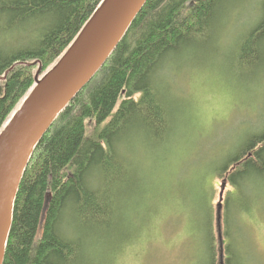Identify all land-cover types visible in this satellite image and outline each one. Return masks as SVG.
Instances as JSON below:
<instances>
[{"label":"trees","instance_id":"trees-1","mask_svg":"<svg viewBox=\"0 0 264 264\" xmlns=\"http://www.w3.org/2000/svg\"><path fill=\"white\" fill-rule=\"evenodd\" d=\"M101 2L0 0V11H9L12 19L33 16L45 22L39 41L0 50V132L36 85L39 68L41 78L73 43ZM230 3L147 0L106 63L36 146L16 196L3 264H84L82 237L69 236L63 227L66 209L71 202L86 223L96 228L111 226L108 197L89 187L90 172L99 166L113 182L120 178L121 165L109 149L133 117L160 134L166 118L153 90L151 70L166 53L181 46L196 43L211 48L229 16ZM237 47L234 62L240 69L264 64V19L247 30ZM88 126H93L89 133ZM253 166H264V132L250 135L229 154L217 167L216 178H226L231 185L242 170ZM208 194L205 191L203 196ZM231 198L230 189L225 195L227 209ZM210 205L207 200L201 223L208 264H234L228 240L218 241L216 246V230L222 238L226 233L225 229L220 232L218 211L220 224L218 218L215 224Z\"/></svg>","mask_w":264,"mask_h":264},{"label":"clouds","instance_id":"clouds-1","mask_svg":"<svg viewBox=\"0 0 264 264\" xmlns=\"http://www.w3.org/2000/svg\"><path fill=\"white\" fill-rule=\"evenodd\" d=\"M228 14L217 46H181L151 70L166 118L160 134L133 117L109 149L120 178L113 182L99 166L90 172L89 187L108 197L111 226L86 223L70 202L63 227L82 237L84 264H200V177L238 141L264 132V64L241 73L232 58L264 19V0H231ZM12 15L0 11V50L42 39L41 18ZM230 187L225 239L234 264H264V166L242 170Z\"/></svg>","mask_w":264,"mask_h":264},{"label":"water","instance_id":"water-1","mask_svg":"<svg viewBox=\"0 0 264 264\" xmlns=\"http://www.w3.org/2000/svg\"><path fill=\"white\" fill-rule=\"evenodd\" d=\"M146 2L102 0L73 43L41 78L39 68L36 85L1 130L0 264L5 259L16 196L36 146L58 115L106 63ZM105 8H109L106 14ZM226 186L225 178L218 213L224 204Z\"/></svg>","mask_w":264,"mask_h":264},{"label":"rangeland","instance_id":"rangeland-1","mask_svg":"<svg viewBox=\"0 0 264 264\" xmlns=\"http://www.w3.org/2000/svg\"><path fill=\"white\" fill-rule=\"evenodd\" d=\"M230 23H231V17L229 15L227 17V19L225 20L224 25L222 26V28L218 32V34H217V36L215 38V41H213V46L211 48H213V47L218 45V43L221 40L222 33H223L224 29H226L230 25ZM246 33H247V31L243 34L242 39L240 40L239 43H242L244 35ZM239 49L240 48L236 46V48L233 50V52H232L233 61H235L234 58L236 57L237 50H239ZM235 62H237V60ZM235 62H234L235 66L240 70L241 73H243V71L245 69H240V65H238ZM92 128H93V126H88L87 133H89ZM249 137H250V135L247 136L246 138L238 141L234 146H232L231 149H229V151L220 159V161L214 167H212L210 169H207V170H205L202 173V175L200 177L199 189H198V193H197L198 203H199V210H200V215H201V223L203 221V218L206 217L205 216V211H204V206L206 208L207 200H208V203H209V201L211 203L210 208H211V211H212V214H213V219L215 221V224L217 223V218H218L217 211H218L219 194H220V190H221V184H222V181L224 179L223 178L222 179L216 178V172L215 171H216L218 166H221V164H223L224 159L229 154H233L238 149V147L243 142H245ZM230 189H231V187H230V185L227 182V186H226L225 193H224V202H225L226 191H228ZM205 191L209 192V194H208L209 197L205 198V196H203L205 194ZM226 209H227V206L224 203V205L222 206L221 212H220L221 221H222V227L220 226L222 230L220 232H223L224 229H225L224 215H225V210ZM217 231L218 230H216V234H215V236H216V238H215L216 246L218 244V241L220 242V238H219L220 234L217 233ZM40 232H39V234H40ZM201 232H202V239H203V250H202V253H201L200 264H208L209 263L208 262L209 261V257H208V249H207V246H206V237H205L202 229H201ZM222 240H223V242H225V237L224 236H223ZM223 252H224V250H223Z\"/></svg>","mask_w":264,"mask_h":264},{"label":"bare ground","instance_id":"bare-ground-1","mask_svg":"<svg viewBox=\"0 0 264 264\" xmlns=\"http://www.w3.org/2000/svg\"><path fill=\"white\" fill-rule=\"evenodd\" d=\"M103 10H104V13H105V14L109 12V8H105V9H103Z\"/></svg>","mask_w":264,"mask_h":264}]
</instances>
